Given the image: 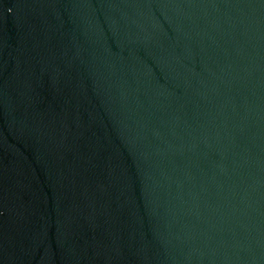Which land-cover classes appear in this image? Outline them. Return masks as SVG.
I'll list each match as a JSON object with an SVG mask.
<instances>
[{
    "label": "water",
    "instance_id": "1",
    "mask_svg": "<svg viewBox=\"0 0 264 264\" xmlns=\"http://www.w3.org/2000/svg\"><path fill=\"white\" fill-rule=\"evenodd\" d=\"M0 264H264V0H0Z\"/></svg>",
    "mask_w": 264,
    "mask_h": 264
}]
</instances>
